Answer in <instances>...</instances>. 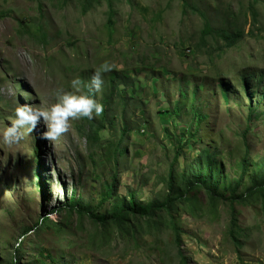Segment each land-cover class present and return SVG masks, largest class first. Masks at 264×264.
I'll return each instance as SVG.
<instances>
[{"label": "rangeland", "instance_id": "1", "mask_svg": "<svg viewBox=\"0 0 264 264\" xmlns=\"http://www.w3.org/2000/svg\"><path fill=\"white\" fill-rule=\"evenodd\" d=\"M186 1L194 9L181 0H0V132L17 104L47 106L73 77L88 83L99 64L113 66L93 93L99 116L70 121L56 141L41 138V122L20 143H0V264H183L175 227L187 264H264V0ZM206 23L214 31L204 37ZM238 33L228 47L222 34ZM115 73L140 81L114 88ZM205 150L216 155L209 182L223 197L196 186L170 213L131 214L123 226L64 209L72 197L99 216L132 196L177 198ZM234 186L242 198L232 202Z\"/></svg>", "mask_w": 264, "mask_h": 264}, {"label": "clouds", "instance_id": "2", "mask_svg": "<svg viewBox=\"0 0 264 264\" xmlns=\"http://www.w3.org/2000/svg\"><path fill=\"white\" fill-rule=\"evenodd\" d=\"M112 69L113 66L105 61L93 70L88 83H84L78 75L73 77L68 81V90L60 87L52 92L54 102L47 106L17 104L8 126L0 132V143L7 146L20 143L41 122L46 129L40 133L41 138L56 141L68 130L70 121L99 116L103 105L93 93L102 88L105 74ZM3 162L0 161V164Z\"/></svg>", "mask_w": 264, "mask_h": 264}, {"label": "trees", "instance_id": "3", "mask_svg": "<svg viewBox=\"0 0 264 264\" xmlns=\"http://www.w3.org/2000/svg\"><path fill=\"white\" fill-rule=\"evenodd\" d=\"M181 1L183 2L185 12H187L188 10L194 9V7H191V5L186 0H181ZM39 27L41 30L43 29V27L41 25H39ZM213 31L214 30L212 29L211 24L206 23V28L202 32V36L206 37L207 35L212 34ZM42 35L45 36V34H42ZM222 36H223V39L225 40L227 46L233 47L242 35L238 33V34H222ZM246 79L247 78L245 77L244 82L246 81ZM251 79H256L255 75L251 74ZM113 80L111 79L112 84H114V88L115 87L126 88L128 86L130 87L131 85H133L135 80H137L138 83L140 81L138 75H136L135 77H130L129 74H124L122 76V75H118L117 73H115L113 75ZM220 87L223 88V83H220ZM245 90H246V88H245ZM192 110L194 113L193 120L196 121L197 130H198V126L200 127L201 123L203 122V119H201L200 116L197 118V116L195 115V113L198 111V108L196 107V105L192 106ZM251 126H252V121H251V117H250L249 128H251ZM101 129H102V127H101ZM101 129H100V127L96 128L94 130L93 134L98 135V132ZM197 130L195 131V133L196 132L198 133ZM195 133L190 132V134L188 135V138L189 139H193V138L197 139V134H195ZM248 151L249 150L247 148L246 149L247 154L242 159V169H243L242 175L249 169L250 164H248V160H249L248 159ZM123 153H124V149L122 147H119V146L116 147L115 155H122ZM215 157H216V155L210 154L208 150L204 151L202 161L199 163L198 168L195 171V179L187 184V188L185 190L186 192L177 195V198H170V196H169L163 202H159V201L155 200V201H151L149 203H143V202L136 200L135 197L132 196V197H130L128 202H125V203H124V201L118 202L115 205V208H114L113 212H111V214H108V215L105 214V215L99 216L98 214H95L93 212H88V211L83 210V209L82 210L77 209L78 207H77L76 202H75L76 201L75 197H72L70 199V201L64 206V209L68 210V211H73V212L77 211L79 214H83V212H87L90 214V216L93 219L98 220L103 224H106L109 222H114L115 224L120 225V226H123L128 221V217L131 214L139 215L141 217L152 218L156 215L157 212L167 211L170 213L172 205L177 200H180L183 197H185L188 190H192L196 186L200 187L201 185H203L205 187V189L209 192V194H211L212 196L220 195V193L218 192L219 186H218L217 182L214 179L212 180V182H209V179H211L210 167H211V164H213L215 162ZM115 158H117V156H115ZM257 168H260L259 172L264 173V162L258 163ZM242 175H241V178H242ZM169 180L170 181L168 183V187L170 188V190H174V189H172L173 185H172V181H171L172 180L171 175H170ZM236 189H237V186H234L231 190L233 192V195L231 197L232 202L234 199L242 198V196H236L235 195ZM113 195H114V188H113V184H111L110 189L107 191V198H112ZM220 196H222V195H220ZM236 229L237 228L235 226H233L232 232H231V235L233 236L235 241H237V238L234 235ZM175 230L177 232L176 237H175V242H176L178 249H179V255H180L181 261L183 264H187L186 256L183 255V252L181 249V238L178 235V228L175 227Z\"/></svg>", "mask_w": 264, "mask_h": 264}]
</instances>
